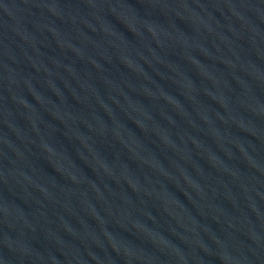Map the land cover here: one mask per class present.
<instances>
[{
	"label": "water",
	"instance_id": "95a60500",
	"mask_svg": "<svg viewBox=\"0 0 264 264\" xmlns=\"http://www.w3.org/2000/svg\"><path fill=\"white\" fill-rule=\"evenodd\" d=\"M0 264H264V0H0Z\"/></svg>",
	"mask_w": 264,
	"mask_h": 264
}]
</instances>
